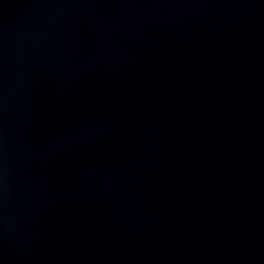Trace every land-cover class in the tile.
Here are the masks:
<instances>
[{"label": "water", "instance_id": "95a60500", "mask_svg": "<svg viewBox=\"0 0 264 264\" xmlns=\"http://www.w3.org/2000/svg\"><path fill=\"white\" fill-rule=\"evenodd\" d=\"M0 264H264V0H0Z\"/></svg>", "mask_w": 264, "mask_h": 264}]
</instances>
